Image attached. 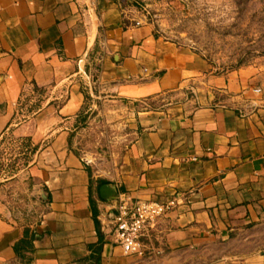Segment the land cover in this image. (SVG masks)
<instances>
[{"label":"crops","instance_id":"crops-1","mask_svg":"<svg viewBox=\"0 0 264 264\" xmlns=\"http://www.w3.org/2000/svg\"><path fill=\"white\" fill-rule=\"evenodd\" d=\"M130 1L0 0V138L36 148L16 176L42 203L26 222L0 201V264L90 263L94 216L99 264H264L253 237L264 227L255 77L217 73L146 20L135 26ZM93 98L121 106L134 135L112 177L89 175L69 147ZM97 180L117 197L176 202L150 232L158 257L126 256L102 231L111 201L97 199Z\"/></svg>","mask_w":264,"mask_h":264},{"label":"rangeland","instance_id":"rangeland-1","mask_svg":"<svg viewBox=\"0 0 264 264\" xmlns=\"http://www.w3.org/2000/svg\"><path fill=\"white\" fill-rule=\"evenodd\" d=\"M146 21L165 40L200 55L217 73L248 71L264 103V0H138ZM138 10V9H137ZM127 115L115 102L88 99L69 135V147L91 176H110L133 140ZM36 148L7 132L0 138V201L26 222L42 203L16 176ZM264 251V227L253 233ZM75 264H90L78 262Z\"/></svg>","mask_w":264,"mask_h":264},{"label":"built area","instance_id":"built-area-1","mask_svg":"<svg viewBox=\"0 0 264 264\" xmlns=\"http://www.w3.org/2000/svg\"><path fill=\"white\" fill-rule=\"evenodd\" d=\"M132 6L140 14L139 19L133 21L135 26H139L146 20V13H143L145 9L140 7L138 0H133ZM175 206V201L158 203L133 199L126 195L118 196L104 210L102 231L121 247L126 256L139 259L158 257L161 250L151 240L150 232L157 221Z\"/></svg>","mask_w":264,"mask_h":264},{"label":"trees","instance_id":"trees-1","mask_svg":"<svg viewBox=\"0 0 264 264\" xmlns=\"http://www.w3.org/2000/svg\"><path fill=\"white\" fill-rule=\"evenodd\" d=\"M130 4H133V0L130 1ZM107 182L103 181V180H97L96 181V193H97V199L99 201H102L98 195V191L99 189L103 186L106 185ZM90 184V182H89ZM92 184V181H91ZM90 184V185H91ZM92 202V201H91ZM94 221H95V225L97 227V234L99 236V243L92 247V253L93 255L90 256V258L88 259L90 261V264H99V256H100V245H101V233L99 231V222L97 221L96 217L94 216Z\"/></svg>","mask_w":264,"mask_h":264},{"label":"water","instance_id":"water-1","mask_svg":"<svg viewBox=\"0 0 264 264\" xmlns=\"http://www.w3.org/2000/svg\"><path fill=\"white\" fill-rule=\"evenodd\" d=\"M123 1H127V0H123ZM99 197L101 200L106 201V202L116 200L117 192H116L115 187L110 186V185H103L99 189Z\"/></svg>","mask_w":264,"mask_h":264}]
</instances>
